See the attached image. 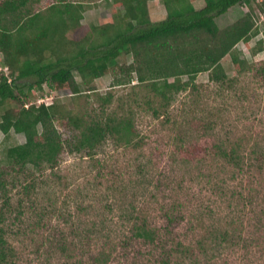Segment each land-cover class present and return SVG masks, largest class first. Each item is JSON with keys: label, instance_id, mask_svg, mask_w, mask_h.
Instances as JSON below:
<instances>
[{"label": "rangeland", "instance_id": "1", "mask_svg": "<svg viewBox=\"0 0 264 264\" xmlns=\"http://www.w3.org/2000/svg\"><path fill=\"white\" fill-rule=\"evenodd\" d=\"M57 2L30 0V6L45 11ZM69 2L86 4L82 27L69 34L76 40L111 18L107 0ZM246 9L236 6L218 19L219 26ZM256 21L258 36L237 46L251 69L237 74L227 56L226 82L200 74L197 89L174 95L167 110L149 89L133 87L136 81L112 87L111 75L95 82V92L75 98L47 86L34 91L33 103L56 102L89 115L101 112L96 95L111 93L107 113L133 114L137 146L107 139L92 157L65 146L57 169L32 175L12 172L7 159V150L25 143V136L0 132V168L7 171L11 199L10 206L0 199V227L13 250L10 264H97L105 251L108 262L98 264H158L166 256L171 264H264L263 12L257 10ZM259 46L263 51L254 52ZM153 109L162 116L155 118ZM56 125L64 143L73 138L74 131ZM217 147L236 149L243 168L232 166ZM137 218L147 219L164 248L130 239ZM224 231L229 240L219 236Z\"/></svg>", "mask_w": 264, "mask_h": 264}, {"label": "trees", "instance_id": "2", "mask_svg": "<svg viewBox=\"0 0 264 264\" xmlns=\"http://www.w3.org/2000/svg\"><path fill=\"white\" fill-rule=\"evenodd\" d=\"M151 1L107 0L110 20L89 27L76 40L69 34L82 27L85 3L58 0L45 11L35 12L30 0H0V132L5 138L17 133L26 139L7 150L12 172L35 175L45 168L57 169L65 146L87 157L94 156L107 139L120 146H137L133 114L107 113L113 101L111 93H96L101 112L94 110L89 115L56 102L33 103V92L44 86L68 90L75 98L95 92V82L111 75L112 87L136 81L133 87L149 89L167 110L174 95L197 89L200 74L208 73L211 82H226L222 61L227 56H231L237 74L251 69L237 46L258 36L256 14L257 10L264 13V0H161L167 15L158 22L150 17ZM199 1L204 7L197 10ZM236 6L246 7V13L221 28L218 19ZM262 51L259 46L254 52ZM129 56L132 61L123 62ZM153 112L155 118L162 116L160 109ZM57 122L75 132L67 145ZM217 152L232 166L243 168L245 161L236 149L217 147ZM6 175L7 171L0 168V199L4 198L3 206H10L11 199L5 194ZM32 188L33 183L24 187L28 193ZM168 218L172 224L174 218ZM131 235L130 239L164 248L147 219L137 218ZM228 235L226 231L219 234L223 241L229 240ZM12 254L0 227V263L10 264ZM104 254L95 259L97 264L108 262L110 254L102 258ZM158 264H171V257Z\"/></svg>", "mask_w": 264, "mask_h": 264}, {"label": "crops", "instance_id": "3", "mask_svg": "<svg viewBox=\"0 0 264 264\" xmlns=\"http://www.w3.org/2000/svg\"><path fill=\"white\" fill-rule=\"evenodd\" d=\"M203 7H204V3L202 1H199L196 4L197 10H200ZM149 11H150V17H151L152 22L161 21L165 19L167 15L166 8L161 0H154V1L149 2Z\"/></svg>", "mask_w": 264, "mask_h": 264}]
</instances>
